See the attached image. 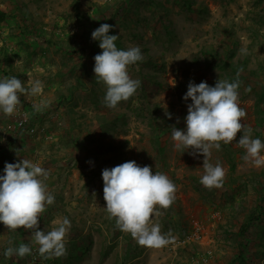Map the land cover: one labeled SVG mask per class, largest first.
<instances>
[{
	"label": "rangeland",
	"instance_id": "obj_1",
	"mask_svg": "<svg viewBox=\"0 0 264 264\" xmlns=\"http://www.w3.org/2000/svg\"><path fill=\"white\" fill-rule=\"evenodd\" d=\"M0 12L8 15L0 23V79L44 85L41 95L21 94L13 116L0 112V176L6 162L22 159L45 168L55 202L39 230L71 222L66 255L51 259L39 255L31 230L0 222V264H235L241 242L246 264H264V216L239 234L264 197V166L242 159V132L212 150L210 162L226 172L212 189L200 183L203 155L182 153L171 137L172 126L186 129L192 101L181 97L189 82L215 86L230 74L240 81L241 123L264 142V0H0ZM101 24L114 26L109 35H119L122 50L138 46L144 57L128 68L141 87L115 109L105 106L106 86L93 71L102 49L91 33ZM41 101L47 106L36 111ZM133 160L178 188L156 218L175 238L166 247L138 245L106 212L102 170ZM20 243L31 255L4 256Z\"/></svg>",
	"mask_w": 264,
	"mask_h": 264
},
{
	"label": "clouds",
	"instance_id": "obj_2",
	"mask_svg": "<svg viewBox=\"0 0 264 264\" xmlns=\"http://www.w3.org/2000/svg\"><path fill=\"white\" fill-rule=\"evenodd\" d=\"M101 24L91 33L94 41L102 49L94 57V73L98 83L106 86L104 104L115 109L121 102H127L141 87V81L132 79L128 68L143 60L140 47L127 50L118 49L119 35H109L113 28ZM246 53L245 49H241ZM240 81L229 82L218 79L215 86L207 82L199 84L190 81L183 99H191L185 117L186 129L172 126L171 137L177 150L191 149L190 155L202 154L204 174L200 183L208 188H220L226 176L219 162L211 163L212 150H221L223 144L236 141L242 132L238 145L245 150L242 159L254 167L264 166V142L252 137V128L241 123L246 110L239 106ZM43 83L35 80L26 88L16 76L0 79V112L13 116L20 105V95L38 96L43 92ZM41 101L34 105L36 111L46 107ZM165 115L171 119L172 114ZM179 123V118H177ZM91 163V162H89ZM49 171L37 163L22 159L17 163H5L4 175L0 176V222L9 231L31 230L33 241L38 245L39 255L44 259L59 258L67 253L66 237L71 228L67 217L57 222L50 231L39 230V218L46 207L53 205L55 197L48 191L46 181ZM103 194L106 212L115 219L116 227L129 233L138 245L160 249L174 243L171 230L161 231L156 218L163 215L176 200L178 191L175 183L164 173L153 174L151 166H139L136 161H127L112 168L102 170ZM11 244L12 242L9 241ZM29 244L20 243L18 247L9 246L4 256L24 258L31 255Z\"/></svg>",
	"mask_w": 264,
	"mask_h": 264
},
{
	"label": "trees",
	"instance_id": "obj_3",
	"mask_svg": "<svg viewBox=\"0 0 264 264\" xmlns=\"http://www.w3.org/2000/svg\"><path fill=\"white\" fill-rule=\"evenodd\" d=\"M7 18H8V15L6 13L0 12V23L5 21ZM169 34H171L170 31H169ZM168 38H169V40H172V38H174V37H171V35H170ZM116 44L122 50V48L120 47L119 42H116ZM239 71H240L239 66H236L234 68V70H233V73L235 75H237ZM225 77H226V80H228L229 82L236 81L235 77L233 78L230 74H227ZM182 91H183V94L185 95L186 92H187V88H185ZM181 99H183V98L181 97ZM263 216H264V197L261 200V204L258 206V212H254L252 215H250L248 217L247 221L241 226V230H240V233H239L240 237L241 238L245 237V235H246L247 231L249 230V228L251 227V225L254 224L255 222H257L258 220H260L261 217H263ZM239 245L241 247L240 254L238 255V259L235 260V264H246V259L244 257V251L242 249V242ZM238 260H239V263H238Z\"/></svg>",
	"mask_w": 264,
	"mask_h": 264
}]
</instances>
